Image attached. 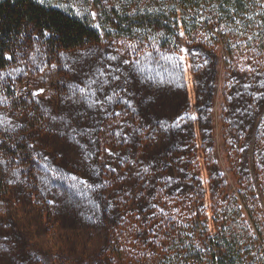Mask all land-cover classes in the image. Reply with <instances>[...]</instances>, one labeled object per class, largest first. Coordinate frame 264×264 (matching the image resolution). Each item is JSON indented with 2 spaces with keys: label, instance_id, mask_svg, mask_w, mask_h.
I'll return each instance as SVG.
<instances>
[{
  "label": "trees",
  "instance_id": "16d2710c",
  "mask_svg": "<svg viewBox=\"0 0 264 264\" xmlns=\"http://www.w3.org/2000/svg\"><path fill=\"white\" fill-rule=\"evenodd\" d=\"M109 2L0 0V264H264V0Z\"/></svg>",
  "mask_w": 264,
  "mask_h": 264
},
{
  "label": "rangeland",
  "instance_id": "374dc122",
  "mask_svg": "<svg viewBox=\"0 0 264 264\" xmlns=\"http://www.w3.org/2000/svg\"><path fill=\"white\" fill-rule=\"evenodd\" d=\"M38 1H40L42 3L49 4L53 7L60 8L69 14H72V15H75V16H78L81 18L84 16H87L88 14H91V16H93L95 19H97L98 6H100V7L103 6L102 8H104V7H108L110 4L109 0H38ZM259 118H264L263 111L260 113ZM260 132H261V130H260ZM231 141L235 143L234 147H237V145H236L238 143L237 140H233V138H232ZM191 142H192V140L189 139V143L187 146V148L190 149L188 159H189L190 163L193 164V166H195L194 162H196V160L199 162H202V159L200 157L201 152H202V147H203V149L206 150V148L211 146V144H209L208 141L202 140L201 138L196 139L195 144H196L197 152L194 154V151H192V148H191V146L193 147V145H191ZM249 147H250V149H247L244 154L241 153V155H240L237 151L234 152L235 153L234 156L238 155V157L236 156L234 158V161H233L234 162L233 164L237 165V170H239V168H243V165H245L244 168H246V166H247V164H245L246 159L249 160V164H248L249 169L252 168L251 158H253L252 153L254 150V146H253V144L250 143ZM216 148L218 150H220L221 156L222 155L224 156V155H226V153L229 150V145H228V148L225 146L224 147L217 146ZM236 158H237V161H235ZM224 161L226 162V159H224ZM223 164H224V169H225L226 173H230L229 169L226 166V163H223ZM120 166H123V164H121ZM234 168H235V165H234ZM126 169H127V167L125 166L124 170H126ZM202 179H201L202 182L207 185V183L209 182L208 181V175L204 171L203 168H202ZM194 181L195 180H193V182ZM131 193H132V196L128 197V206L126 205L125 208H128V210L131 212H134V213L136 212L137 214H141L142 211L140 209V205L136 202V199L134 197L135 192L132 191ZM208 195L209 194H207V196ZM119 197L120 196L118 195L117 197L115 196L114 198L109 200L110 202L113 200L112 203L116 209H118V207L121 208L123 206V203L120 201Z\"/></svg>",
  "mask_w": 264,
  "mask_h": 264
}]
</instances>
